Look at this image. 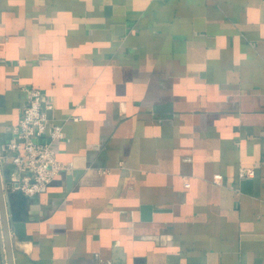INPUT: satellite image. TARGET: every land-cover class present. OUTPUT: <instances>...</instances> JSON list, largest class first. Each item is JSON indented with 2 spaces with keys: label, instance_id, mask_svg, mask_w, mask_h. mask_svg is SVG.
<instances>
[{
  "label": "crops",
  "instance_id": "obj_1",
  "mask_svg": "<svg viewBox=\"0 0 264 264\" xmlns=\"http://www.w3.org/2000/svg\"><path fill=\"white\" fill-rule=\"evenodd\" d=\"M29 86L67 170L13 192V264H264V0H0L6 176Z\"/></svg>",
  "mask_w": 264,
  "mask_h": 264
},
{
  "label": "built area",
  "instance_id": "obj_2",
  "mask_svg": "<svg viewBox=\"0 0 264 264\" xmlns=\"http://www.w3.org/2000/svg\"><path fill=\"white\" fill-rule=\"evenodd\" d=\"M26 99L21 116L13 127L16 140L6 144L12 151L14 172L10 175V185H4V193L21 191L33 195L43 190L67 166L56 157L53 143L64 139L62 124H54L48 130L50 118L47 111L52 102L45 101V94L37 87H26ZM253 175L252 168H241L240 177Z\"/></svg>",
  "mask_w": 264,
  "mask_h": 264
},
{
  "label": "water",
  "instance_id": "obj_3",
  "mask_svg": "<svg viewBox=\"0 0 264 264\" xmlns=\"http://www.w3.org/2000/svg\"><path fill=\"white\" fill-rule=\"evenodd\" d=\"M81 174V170L74 169L70 174L67 175V186L70 187ZM4 185H10V176L3 175L0 170V222L2 226V235L4 239V246L7 253L8 264H13V252L10 238L9 224L10 221L17 219V213L11 210V197L13 192H9L7 196L4 193ZM16 196L20 199L18 201H24L26 196L21 192H17ZM148 209L149 207H144Z\"/></svg>",
  "mask_w": 264,
  "mask_h": 264
}]
</instances>
